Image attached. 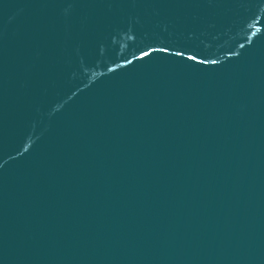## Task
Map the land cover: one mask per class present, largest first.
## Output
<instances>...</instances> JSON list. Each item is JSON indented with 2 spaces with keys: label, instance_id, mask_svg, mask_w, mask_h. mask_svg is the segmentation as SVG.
Instances as JSON below:
<instances>
[{
  "label": "water",
  "instance_id": "95a60500",
  "mask_svg": "<svg viewBox=\"0 0 264 264\" xmlns=\"http://www.w3.org/2000/svg\"><path fill=\"white\" fill-rule=\"evenodd\" d=\"M0 264H264V0H0Z\"/></svg>",
  "mask_w": 264,
  "mask_h": 264
}]
</instances>
